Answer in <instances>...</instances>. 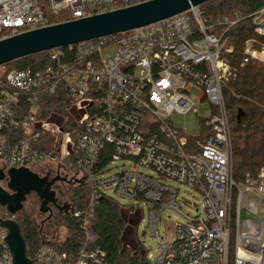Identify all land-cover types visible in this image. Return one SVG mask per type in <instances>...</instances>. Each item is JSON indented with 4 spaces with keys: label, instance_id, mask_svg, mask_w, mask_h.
Here are the masks:
<instances>
[{
    "label": "built area",
    "instance_id": "obj_1",
    "mask_svg": "<svg viewBox=\"0 0 264 264\" xmlns=\"http://www.w3.org/2000/svg\"><path fill=\"white\" fill-rule=\"evenodd\" d=\"M147 1L0 0V41L54 25L50 17L56 15H65L66 23ZM249 17L253 33L264 38V6ZM241 20L223 17L214 30L205 26L198 6L128 32L50 50V63L42 69L0 67V172L24 168L39 178L88 187L84 212L71 213L81 220L78 241L53 218L49 227L40 222L42 243L28 258L31 264H110L89 230L94 208L109 193L146 215L157 240L154 264H264L262 219L241 220L244 195L246 212L261 210L250 194L264 199V167L243 183L234 181L222 96L232 76L226 35ZM259 55L247 41L240 66L260 62ZM46 97L57 110L47 109ZM204 105L209 109L199 117L200 132L188 137L172 117L197 115L195 108ZM169 181L196 191L199 199L178 198ZM64 194L59 206L67 204ZM183 205L195 214L183 213ZM165 212L183 223H168ZM5 215L3 220L17 217ZM5 238L0 227V264H12Z\"/></svg>",
    "mask_w": 264,
    "mask_h": 264
},
{
    "label": "trees",
    "instance_id": "obj_2",
    "mask_svg": "<svg viewBox=\"0 0 264 264\" xmlns=\"http://www.w3.org/2000/svg\"><path fill=\"white\" fill-rule=\"evenodd\" d=\"M210 0L204 5L201 15L206 27L215 21L229 16H239L242 20L227 32V46L232 52L226 55L231 67L232 76L222 87V96L229 120L232 153V177L236 183H243L247 175L255 177L260 168L264 167V62L251 61L240 66L244 45L247 41H254L253 50L264 47V38L253 33L250 15L264 6V0ZM66 20L65 15L50 17L51 24H59ZM211 32V31H209ZM67 49H64L66 51ZM50 63L49 53H41L26 57L7 65L6 71L38 70ZM47 109H58L51 97H46ZM58 100V99H57ZM65 191L64 202L70 206V213L54 212L53 221L58 226L68 228L71 240L78 241V221L73 218V212L83 213L88 195L86 184L71 185ZM37 206L31 207L27 213L16 217L20 234L26 246L27 258H32L40 247L42 240L32 221L38 215ZM124 212L132 215L140 212L138 209L120 206L110 197L99 200L89 219V230L96 247L103 250L110 264H145V251L140 244L128 247L125 243L127 217ZM128 215V216H129ZM0 218L6 219L0 215ZM140 219L134 223L137 229Z\"/></svg>",
    "mask_w": 264,
    "mask_h": 264
},
{
    "label": "water",
    "instance_id": "obj_3",
    "mask_svg": "<svg viewBox=\"0 0 264 264\" xmlns=\"http://www.w3.org/2000/svg\"><path fill=\"white\" fill-rule=\"evenodd\" d=\"M210 0H150L145 3L117 11L80 20L51 25L29 31L0 41V67L53 49L74 46L81 42L128 32L198 7ZM0 207L10 216H19L26 197L34 193L40 200L38 213L52 217L51 208L67 214L68 205L59 206L55 191L51 187L64 179L39 178L35 173L21 168L10 169L6 175L0 172ZM63 194H61L62 196ZM0 227L6 230L5 243L12 264H31L26 256V246L16 220L0 218Z\"/></svg>",
    "mask_w": 264,
    "mask_h": 264
},
{
    "label": "rangeland",
    "instance_id": "obj_4",
    "mask_svg": "<svg viewBox=\"0 0 264 264\" xmlns=\"http://www.w3.org/2000/svg\"><path fill=\"white\" fill-rule=\"evenodd\" d=\"M213 3H218V0H215ZM204 5V4H203ZM204 6H199V11L202 13V11L204 12ZM217 21L213 22L212 25H210V27H212L214 30H216L217 28L214 27L216 25ZM254 41H249V46L252 49V45L254 44ZM253 50V49H252ZM256 52H258L260 55L259 57L261 58L260 63L264 62V47H262L260 50H254ZM208 105H204V106H199L196 107L195 110L197 111V115H195L194 113H190L187 115H175L173 116V120L175 122V125L178 128H185V133L187 134L188 137H196L199 132H200V119L199 117H206L208 115ZM168 185L174 187L175 189H177V196L178 198L184 199L186 202L189 203H195L199 197L196 191L190 189L189 187L185 186V185H180L174 181H169ZM71 186V185H70ZM70 186L65 187V191L67 193V191H69L71 189ZM252 196H254V198L256 200H258V202L261 204V210L258 211L257 215H252L251 213H248L245 211V204L247 203V198H248V194L244 195L243 200H242V204H241V220L244 219H253V220H259L262 219L261 222V236L262 238H264V199L257 196V195H253L250 194ZM109 196L116 202L118 203V205L120 206H127L129 205V202L112 194L109 193ZM65 199V195L63 197ZM31 208L30 206V201L26 200L24 202L23 205V209L20 212V215L22 213H27L28 210ZM37 208V207H36ZM181 210L183 211V213L188 214L190 216H193L195 214V212L188 208L187 206H182ZM56 212V211H54ZM5 214V209L0 207V215L4 217ZM125 216L127 217V228H126V232H125V245L128 247H135L136 245L140 244L143 246L144 251L146 253V259L148 261V264H154L155 261V257L157 255V240L155 237L151 236L150 231L147 227V220H146V215H144L140 222L139 225L137 226V229H134V223L136 222V220L140 219V215L141 212L138 213H134L132 215H129L128 213L124 212ZM129 215V216H128ZM41 217V216H40ZM163 218L166 219V221L170 224H174V223H183V220L180 216L174 214V213H170V212H165L163 213ZM41 218H38L37 221L34 220L33 224L36 226H39L40 222L42 221ZM54 223L57 225V227H61L58 226L57 222L54 221ZM46 226V225H45ZM36 228V227H35ZM36 230L39 233V229L36 228ZM164 231V224L163 222L161 223V227H160V236L163 234ZM60 236H62V232L59 233Z\"/></svg>",
    "mask_w": 264,
    "mask_h": 264
},
{
    "label": "flooded vegetation",
    "instance_id": "obj_5",
    "mask_svg": "<svg viewBox=\"0 0 264 264\" xmlns=\"http://www.w3.org/2000/svg\"><path fill=\"white\" fill-rule=\"evenodd\" d=\"M47 178H48V181L52 180V179L49 178L48 176H47ZM0 185H1L3 188H5V182H4V181H2V182L0 183ZM65 187H67L66 184H64V183H58V182L54 183L53 186L51 187V190H54V191H55V197L57 198L58 203H59V201H60V199H61V194H63V193L65 192ZM26 200L30 201V206H31V207H33V206L35 205V206H37V208H38L39 203H40V200H39V198H38L34 193L29 194V195L26 197ZM26 200H25V201H26ZM23 205H24V203H23ZM51 211H52V217H51V218H53L54 211H57V210L54 209V208H51ZM47 215H48V214L41 215V214L38 213L37 218H36V221H37L38 218H41V219H42L41 223H44V226L46 225V227H49V226L52 224L51 219H50V220H47V221H43V220L46 218ZM40 216H41V217H40ZM41 219H40V220H41ZM32 222H33V221H32ZM34 226H35V225H34ZM35 227H37V225H36Z\"/></svg>",
    "mask_w": 264,
    "mask_h": 264
}]
</instances>
